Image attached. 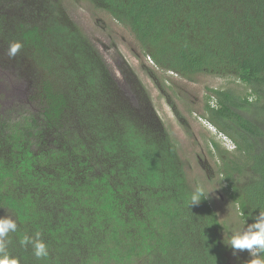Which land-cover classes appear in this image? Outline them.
I'll return each mask as SVG.
<instances>
[{"label":"trees","instance_id":"16d2710c","mask_svg":"<svg viewBox=\"0 0 264 264\" xmlns=\"http://www.w3.org/2000/svg\"><path fill=\"white\" fill-rule=\"evenodd\" d=\"M83 1L154 69L246 87L208 88L202 117L233 145L212 139L210 154L243 228L253 223L264 209V0ZM62 2L0 0V58L29 76L41 110L0 107V217L17 223L7 253L18 264H229V230L210 199L190 206L194 187L144 87L129 66L123 83L111 72ZM37 232L41 259L20 243Z\"/></svg>","mask_w":264,"mask_h":264},{"label":"rangeland","instance_id":"374dc122","mask_svg":"<svg viewBox=\"0 0 264 264\" xmlns=\"http://www.w3.org/2000/svg\"><path fill=\"white\" fill-rule=\"evenodd\" d=\"M62 3L71 19L97 47L111 72L122 83L124 77L121 69L129 66L148 94L156 116L176 143L189 183L194 189L202 185L212 192L210 202L230 236L242 230L237 209L225 192L226 185L218 179V162L210 154L209 141H219L222 148L230 152H233V145L202 116L208 88H233L244 95L247 93L246 87L229 77L201 75L197 82L192 83L170 72L154 69L128 30L113 21L108 14L94 11L83 0H63ZM14 67L0 58L2 111H11L14 115L27 113L40 118L39 104L31 100L29 76L17 72ZM150 71L154 73L153 77ZM252 259L247 251L236 256L231 253L229 264H251Z\"/></svg>","mask_w":264,"mask_h":264},{"label":"clouds","instance_id":"9594fccd","mask_svg":"<svg viewBox=\"0 0 264 264\" xmlns=\"http://www.w3.org/2000/svg\"><path fill=\"white\" fill-rule=\"evenodd\" d=\"M20 48V43H11L7 49V55L15 57ZM211 193L202 185H198L190 195V206L198 205L203 200L209 199ZM16 230L17 223L14 219L10 216L0 217V264H18V260L7 253L8 235ZM20 243L25 247L31 245L32 253L37 259L49 255L47 245L40 238L39 232L34 237L25 236ZM224 243L232 249L234 256L247 251L254 258L251 264H262L259 259L255 258L264 254V209H260L259 214L254 217L253 223L247 224L242 230L234 232Z\"/></svg>","mask_w":264,"mask_h":264},{"label":"flooded vegetation","instance_id":"af4514ba","mask_svg":"<svg viewBox=\"0 0 264 264\" xmlns=\"http://www.w3.org/2000/svg\"><path fill=\"white\" fill-rule=\"evenodd\" d=\"M225 137V136H224Z\"/></svg>","mask_w":264,"mask_h":264}]
</instances>
